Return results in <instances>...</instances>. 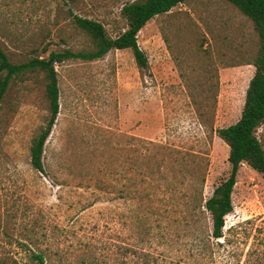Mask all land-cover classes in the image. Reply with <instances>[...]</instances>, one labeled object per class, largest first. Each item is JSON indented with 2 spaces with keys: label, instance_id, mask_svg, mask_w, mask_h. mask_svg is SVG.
Instances as JSON below:
<instances>
[{
  "label": "rangeland",
  "instance_id": "1",
  "mask_svg": "<svg viewBox=\"0 0 264 264\" xmlns=\"http://www.w3.org/2000/svg\"><path fill=\"white\" fill-rule=\"evenodd\" d=\"M131 1L0 0V47L14 64L89 51L68 12L113 38ZM136 43L144 69L126 49L53 63L58 112L41 172L28 148L48 117L44 77L29 71L9 82L0 101V255L8 264H34L29 252L43 264H193L190 246L207 240L208 216L193 215L191 199L205 200L228 175V149L214 130L239 118L256 33L224 0H187L150 19ZM254 136L264 151V121ZM231 205L212 264H264V177L244 163Z\"/></svg>",
  "mask_w": 264,
  "mask_h": 264
},
{
  "label": "trees",
  "instance_id": "2",
  "mask_svg": "<svg viewBox=\"0 0 264 264\" xmlns=\"http://www.w3.org/2000/svg\"><path fill=\"white\" fill-rule=\"evenodd\" d=\"M187 0H134L120 8V16L126 28L115 37H108L103 26L95 20L83 18L68 12L72 25L83 32L90 40L92 49L75 51L63 49L50 51L45 58L32 57L26 62L12 63L0 47V101L9 82L25 72L42 73L45 86L44 97L47 101L48 117L46 125L31 139L28 148L29 164L37 172L42 171L43 144L54 123L58 112V91L56 72L53 63L64 60L94 61L103 57L110 50H129L135 65L139 69L147 66L146 58L136 43L138 31L154 16L167 13L178 4ZM236 8L252 24L258 40L257 52L250 63L253 74L244 91L243 104L239 118L232 124L214 130L215 136L227 147L229 172L225 179L216 185L208 198L203 200L199 195L191 199L190 212L193 215H207L210 231L206 241L199 240L190 248L193 264H212L211 246L222 237L224 217L231 211V192L240 164H246L253 171L264 177V151L254 136L257 126L264 121V0H224ZM148 145L164 148L146 142ZM195 154H189L193 156ZM203 183V177L199 178ZM219 243V242H218ZM21 245V244H20ZM34 264H43V255L29 252ZM11 259V258H10ZM12 263L15 261L11 259ZM0 264H8V258L0 255ZM226 264V263H225Z\"/></svg>",
  "mask_w": 264,
  "mask_h": 264
}]
</instances>
